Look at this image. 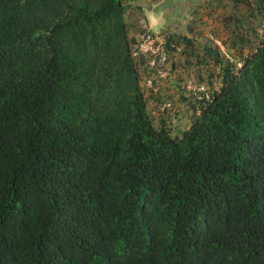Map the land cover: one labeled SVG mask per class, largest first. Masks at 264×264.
I'll return each mask as SVG.
<instances>
[{"label":"trees","instance_id":"obj_1","mask_svg":"<svg viewBox=\"0 0 264 264\" xmlns=\"http://www.w3.org/2000/svg\"><path fill=\"white\" fill-rule=\"evenodd\" d=\"M127 10L0 0V264H264V31L171 137Z\"/></svg>","mask_w":264,"mask_h":264},{"label":"rangeland","instance_id":"obj_2","mask_svg":"<svg viewBox=\"0 0 264 264\" xmlns=\"http://www.w3.org/2000/svg\"><path fill=\"white\" fill-rule=\"evenodd\" d=\"M125 15L128 36L136 39L146 30L153 35L170 36L183 51L171 55L172 72L155 88L147 89L142 68H138L140 86L147 99V109L155 127L164 122L171 137H181L198 113L193 107L200 101L185 87L204 85L209 96L220 89V70L205 57V44L218 47L229 62L239 61L255 49L264 31L258 0H127ZM264 9V5L262 7ZM185 38L191 41L187 46ZM241 39L246 42L241 44ZM171 103L164 110L165 103Z\"/></svg>","mask_w":264,"mask_h":264},{"label":"built area","instance_id":"obj_3","mask_svg":"<svg viewBox=\"0 0 264 264\" xmlns=\"http://www.w3.org/2000/svg\"><path fill=\"white\" fill-rule=\"evenodd\" d=\"M183 48L176 41H168V36L153 35L146 30L136 39L131 46L132 57L144 65V86L156 92L155 86L164 82L172 72V66L169 64L171 55L181 53ZM239 68L241 64H238ZM193 92L197 99L209 100V94L204 85L193 86L188 83L185 87ZM164 110L171 108V103L163 105Z\"/></svg>","mask_w":264,"mask_h":264}]
</instances>
